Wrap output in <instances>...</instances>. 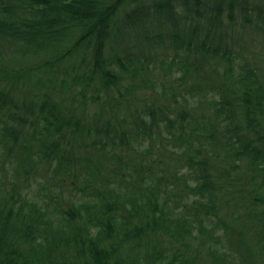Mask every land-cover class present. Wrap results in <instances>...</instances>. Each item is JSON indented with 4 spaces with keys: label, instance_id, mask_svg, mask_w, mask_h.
I'll return each mask as SVG.
<instances>
[{
    "label": "trees",
    "instance_id": "1",
    "mask_svg": "<svg viewBox=\"0 0 264 264\" xmlns=\"http://www.w3.org/2000/svg\"><path fill=\"white\" fill-rule=\"evenodd\" d=\"M237 23L264 35V0H0V264H264V70Z\"/></svg>",
    "mask_w": 264,
    "mask_h": 264
},
{
    "label": "rangeland",
    "instance_id": "2",
    "mask_svg": "<svg viewBox=\"0 0 264 264\" xmlns=\"http://www.w3.org/2000/svg\"><path fill=\"white\" fill-rule=\"evenodd\" d=\"M260 1V0H259ZM229 35L231 39L233 40V43L231 40L228 39L229 44H231L234 52L239 48H243V52L245 51L246 55L250 59V61L254 64V66L262 67L264 70V35L260 32L255 31L253 28L245 27V25H240L239 23L235 24V26L228 30ZM259 35V36H258ZM133 43V40L129 39L127 45L131 46ZM245 47H243V45ZM155 64L154 60L149 61L150 67H152ZM220 69L223 68V66H219ZM151 79H154V76L150 75ZM129 82V80H122L119 81L116 85H112L110 89L108 90L107 96H114L117 93V90L123 89L124 86ZM146 83L145 81H141L140 85ZM173 84H177L176 81H173ZM137 85V84H136ZM158 88V87H157ZM150 95H154L153 90L150 87L142 89ZM96 91L92 90V93L95 94ZM135 95H138L141 92V89L139 88V85L135 89ZM98 95L100 96V100H104L105 93L103 90H97ZM152 97V96H151ZM154 98V97H153ZM91 104L95 105V102H91ZM84 104H77L75 107V111L78 114L84 115ZM87 108V107H85ZM87 110H89L87 108ZM1 174V173H0ZM69 182V181H68ZM22 184H25V182H21ZM34 188H37V184L33 185ZM59 192H62L59 194V198L62 201V205H66V203L69 205L71 203L76 201H80L83 198H85L82 195L78 194H72L68 189L61 190L58 189ZM40 191H37V193H34L33 191H30V188L26 191V197L29 201L38 204H42L45 200L44 198L41 199V196L39 195ZM86 199V198H85ZM49 210L46 211V218L49 220L50 223L54 224L55 226L58 225V221L56 220L58 218V213L54 210L56 205L55 202L49 201ZM245 203H250L249 199L245 200ZM249 206V205H248ZM250 207V206H249ZM53 209V210H52Z\"/></svg>",
    "mask_w": 264,
    "mask_h": 264
}]
</instances>
